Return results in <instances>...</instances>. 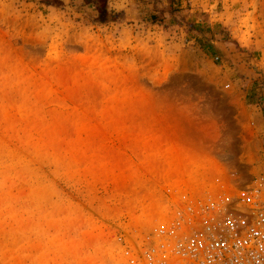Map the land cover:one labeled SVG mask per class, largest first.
<instances>
[{"label": "rangeland", "instance_id": "obj_1", "mask_svg": "<svg viewBox=\"0 0 264 264\" xmlns=\"http://www.w3.org/2000/svg\"><path fill=\"white\" fill-rule=\"evenodd\" d=\"M205 157L264 176V0H0V264H131Z\"/></svg>", "mask_w": 264, "mask_h": 264}, {"label": "built area", "instance_id": "obj_2", "mask_svg": "<svg viewBox=\"0 0 264 264\" xmlns=\"http://www.w3.org/2000/svg\"><path fill=\"white\" fill-rule=\"evenodd\" d=\"M207 159L215 171L182 197L174 217L149 234L131 264H264V176L242 182Z\"/></svg>", "mask_w": 264, "mask_h": 264}, {"label": "trees", "instance_id": "obj_3", "mask_svg": "<svg viewBox=\"0 0 264 264\" xmlns=\"http://www.w3.org/2000/svg\"><path fill=\"white\" fill-rule=\"evenodd\" d=\"M96 10H97V15L95 18V22L103 24V23L110 22L113 20L114 14L108 12L105 4L101 3L98 6H96Z\"/></svg>", "mask_w": 264, "mask_h": 264}]
</instances>
